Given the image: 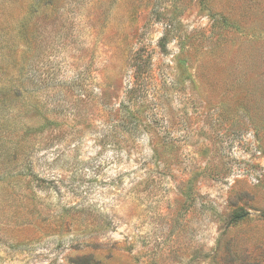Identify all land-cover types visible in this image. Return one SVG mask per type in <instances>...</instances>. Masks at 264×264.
I'll use <instances>...</instances> for the list:
<instances>
[{"label":"rangeland","instance_id":"obj_1","mask_svg":"<svg viewBox=\"0 0 264 264\" xmlns=\"http://www.w3.org/2000/svg\"><path fill=\"white\" fill-rule=\"evenodd\" d=\"M0 264H264V0H0Z\"/></svg>","mask_w":264,"mask_h":264}]
</instances>
